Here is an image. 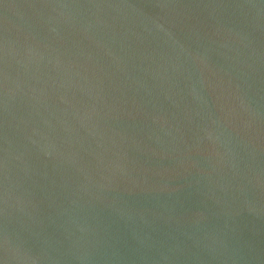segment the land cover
I'll use <instances>...</instances> for the list:
<instances>
[{
    "label": "water",
    "instance_id": "obj_1",
    "mask_svg": "<svg viewBox=\"0 0 264 264\" xmlns=\"http://www.w3.org/2000/svg\"><path fill=\"white\" fill-rule=\"evenodd\" d=\"M0 264H264V0H0Z\"/></svg>",
    "mask_w": 264,
    "mask_h": 264
}]
</instances>
